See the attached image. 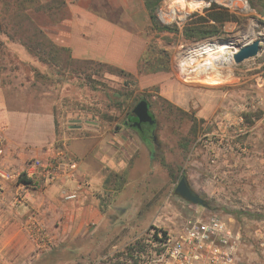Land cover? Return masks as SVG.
<instances>
[{"label": "rangeland", "instance_id": "374dc122", "mask_svg": "<svg viewBox=\"0 0 264 264\" xmlns=\"http://www.w3.org/2000/svg\"><path fill=\"white\" fill-rule=\"evenodd\" d=\"M245 1L234 10L220 7L234 18L208 40H234L244 45L264 35V0ZM151 2L158 29L152 26L146 9L142 15L136 9L132 13L141 20L137 26L144 32L147 46L164 52L163 66L168 55L169 70L148 73L149 66L140 63L141 71L131 74L123 70L129 74L124 75L111 71L114 66L103 61L73 60L66 50L38 35L39 26L49 27L68 15L61 0H0V80L15 93L24 94L32 109L41 103L52 113L54 144L62 147L66 140L77 138L96 145L98 164L113 189L119 183L108 173L105 155L120 154L126 219L143 227L132 238L150 225L177 232L189 220L218 214L229 219L234 229L242 230V264H264L253 234L255 222L264 221V113L255 97L264 89L260 65L264 44L260 58L185 79L173 69V57L182 48L207 40L186 39L183 28L189 20L204 17L209 7L199 0ZM141 3L144 0H136L137 6ZM206 75L210 77L206 79ZM11 93L8 90L9 96ZM141 99L148 102L156 121L153 146L125 125L127 114ZM228 113L230 117L225 116ZM244 114L253 123L244 119L239 123L238 116ZM182 177L208 207L177 194L175 188ZM107 251L97 248L87 260L76 261L71 247L55 250L51 243L45 249L38 247L41 254L59 255L60 264H123L119 252L107 255ZM6 254L5 249L0 252L3 264L10 263Z\"/></svg>", "mask_w": 264, "mask_h": 264}, {"label": "crops", "instance_id": "0c3cea01", "mask_svg": "<svg viewBox=\"0 0 264 264\" xmlns=\"http://www.w3.org/2000/svg\"><path fill=\"white\" fill-rule=\"evenodd\" d=\"M61 2L68 15L49 27L39 26V36L66 50L73 60L103 61L131 74L137 71L147 41L137 26V21L141 20L132 10L136 9L142 15L146 12L143 3L137 6L136 0ZM10 45L14 46L13 43ZM10 87L0 80L4 164L22 172L32 158L47 161L58 151L54 144L55 125L52 113L44 104L39 103L38 109H32L26 105L24 94H17ZM8 90L12 92L11 96ZM255 97L262 104L264 113V89ZM225 116L230 117V113ZM61 149L78 161V179L84 182L76 202L67 203L61 199L57 181L40 182L34 188H25L0 179V252L7 251L8 264H60L62 260L59 255L38 252L39 245L28 228L31 217L44 230L55 250L71 247L76 261L87 260L101 247L108 248L107 255L119 252L123 257L124 246L132 239L131 235L143 229L141 223L126 219L127 209L123 203L126 194L120 187L125 178L124 159L120 154L109 152L110 157L105 155L108 173L119 183V187L113 189L109 183L107 185L110 179L98 164L100 153L96 145L72 138L63 142ZM66 184L69 188L74 187L72 181ZM116 196L119 199L115 200Z\"/></svg>", "mask_w": 264, "mask_h": 264}, {"label": "built area", "instance_id": "2783aa9c", "mask_svg": "<svg viewBox=\"0 0 264 264\" xmlns=\"http://www.w3.org/2000/svg\"><path fill=\"white\" fill-rule=\"evenodd\" d=\"M204 7L215 4L227 10L237 8L239 2L245 0H199ZM263 41L256 58L262 55ZM219 42L229 47L232 55L242 46L234 40H204L192 47L182 48L173 57V69L183 78L208 74L219 71L227 66L234 65L223 62L221 66L212 63V44ZM251 42V41H250ZM249 42V43H250ZM247 44V43H246ZM212 46V47H210ZM260 65L264 70V58ZM264 81V76L261 79ZM256 103L262 105L256 98ZM226 115V114H225ZM239 123H243V117L238 116ZM4 137L0 132V179L7 182H16L23 187L34 188L42 183L57 181L60 185V197L64 202H76L84 182L79 181L78 161L67 152L59 149L52 159L42 161L32 158L26 164L22 172L16 171L4 164ZM25 178V179H24ZM28 180V182H26ZM67 181L74 182V187L69 188ZM257 226L253 233L257 239V250L264 257V221L255 222ZM30 234L40 248H47L50 241L42 228L33 217L28 223ZM242 230L234 229L229 219L218 214L199 216L184 223L177 232L165 231L159 226L150 225L138 236L129 240L123 250V264H242L244 246Z\"/></svg>", "mask_w": 264, "mask_h": 264}, {"label": "trees", "instance_id": "16d2710c", "mask_svg": "<svg viewBox=\"0 0 264 264\" xmlns=\"http://www.w3.org/2000/svg\"><path fill=\"white\" fill-rule=\"evenodd\" d=\"M251 1V0H250ZM252 3V2H251ZM144 6L145 9L148 12L149 18L151 20L152 26L154 25L156 29L158 27L156 26L155 22V17H154V4L151 2V0H144ZM204 17H197L195 19H191L186 23V26L183 28V35L186 39L198 41V40H203L207 38H211L214 36H218L219 33L221 32V28L226 22L232 21L234 16L233 14H230L228 11L225 9H222L215 4H211L209 8L204 10ZM264 14V12H261ZM197 16V14H193L192 17ZM155 29V28H154ZM169 29V28H168ZM162 54H164L163 51H157L155 50L154 46H147L144 54L142 55L140 59V63H144L148 69V73H157L161 71H168L169 70V57L168 55L166 56V66H163L161 63L162 60ZM150 58H147V57ZM138 67V71H141L142 68ZM151 65H156L154 67H150ZM111 67V66H109ZM111 71H114L116 73L124 74V75H129L125 71L111 67ZM149 105V104H148ZM150 111V110H149ZM152 115V114H151ZM153 116V115H152ZM244 119V122L247 121L246 114L242 116ZM154 118V117H153ZM136 119L134 115L132 114V111H130L125 120V125H130L132 122H134ZM248 123H253L252 121H249ZM148 125V124H147ZM143 125L141 129L138 130L137 134L139 135L140 139L147 145L153 146V137L151 136V129L152 127L150 125ZM135 129V128H134ZM56 148L61 149L59 145H56ZM25 179V178H24ZM28 182V180H26ZM202 200V199H201ZM203 207H208L206 202L202 200V204H200Z\"/></svg>", "mask_w": 264, "mask_h": 264}, {"label": "water", "instance_id": "95a60500", "mask_svg": "<svg viewBox=\"0 0 264 264\" xmlns=\"http://www.w3.org/2000/svg\"><path fill=\"white\" fill-rule=\"evenodd\" d=\"M262 41L263 38L259 37L252 40L250 43L239 46L238 50L232 55L233 63L235 65H239L248 59L255 58L258 54L260 43ZM132 114L134 115L136 120L132 122L131 127L136 128L137 130L140 129L141 123H146L148 125H154L156 123L155 119L149 111L148 102L144 99H141L137 102L132 110ZM175 191L183 199L192 204H202V200L199 198V196L193 194L185 178L183 177L179 179Z\"/></svg>", "mask_w": 264, "mask_h": 264}, {"label": "bare ground", "instance_id": "6f19581e", "mask_svg": "<svg viewBox=\"0 0 264 264\" xmlns=\"http://www.w3.org/2000/svg\"><path fill=\"white\" fill-rule=\"evenodd\" d=\"M213 46V47H212ZM211 50L214 51V54H212V63L218 64V66H221L223 62H226L227 64H230L232 61V57L229 54V47L228 45L219 42L212 44ZM209 75H206L205 78H209ZM200 80V79H199ZM218 80V79H217Z\"/></svg>", "mask_w": 264, "mask_h": 264}, {"label": "flooded vegetation", "instance_id": "af4514ba", "mask_svg": "<svg viewBox=\"0 0 264 264\" xmlns=\"http://www.w3.org/2000/svg\"><path fill=\"white\" fill-rule=\"evenodd\" d=\"M143 125H147L146 123H141V125H140V129H141V127L143 126ZM128 126H130V125H128ZM148 126V125H147ZM151 127H152V129H151V136L154 138V136H153V130H154V128H155V126H156V124H154V125H150ZM132 129H134V128H132ZM136 132H138V130L135 128L134 129ZM193 194H195L194 192H193ZM196 195V194H195Z\"/></svg>", "mask_w": 264, "mask_h": 264}]
</instances>
